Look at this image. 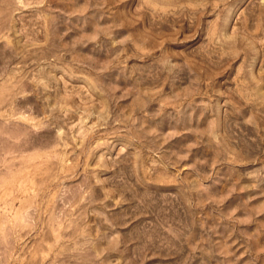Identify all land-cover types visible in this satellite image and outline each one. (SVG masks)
<instances>
[{
  "label": "rangeland",
  "instance_id": "obj_1",
  "mask_svg": "<svg viewBox=\"0 0 264 264\" xmlns=\"http://www.w3.org/2000/svg\"><path fill=\"white\" fill-rule=\"evenodd\" d=\"M0 264H264V0H0Z\"/></svg>",
  "mask_w": 264,
  "mask_h": 264
}]
</instances>
